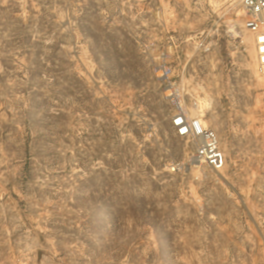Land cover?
<instances>
[{
	"label": "rangeland",
	"instance_id": "374dc122",
	"mask_svg": "<svg viewBox=\"0 0 264 264\" xmlns=\"http://www.w3.org/2000/svg\"><path fill=\"white\" fill-rule=\"evenodd\" d=\"M239 0H0V264H264V72ZM213 128L220 172L171 120Z\"/></svg>",
	"mask_w": 264,
	"mask_h": 264
},
{
	"label": "built area",
	"instance_id": "2783aa9c",
	"mask_svg": "<svg viewBox=\"0 0 264 264\" xmlns=\"http://www.w3.org/2000/svg\"><path fill=\"white\" fill-rule=\"evenodd\" d=\"M202 4L208 0H194ZM244 10V27L256 38L258 66L264 72V0H239ZM177 138L185 142L191 163L220 172L226 166V155L217 132L199 117L179 108L171 120Z\"/></svg>",
	"mask_w": 264,
	"mask_h": 264
},
{
	"label": "bare ground",
	"instance_id": "6f19581e",
	"mask_svg": "<svg viewBox=\"0 0 264 264\" xmlns=\"http://www.w3.org/2000/svg\"><path fill=\"white\" fill-rule=\"evenodd\" d=\"M241 17H242V16H240V18H239L238 21L241 22V23H243V22H244V19H242ZM249 32H250V31H249ZM250 33H251V32H250ZM251 34H252V33H251ZM252 35H253V34H252ZM253 36H254V35H253ZM254 38H255V36H254ZM256 42H257V41H256V38H255V43H256Z\"/></svg>",
	"mask_w": 264,
	"mask_h": 264
}]
</instances>
